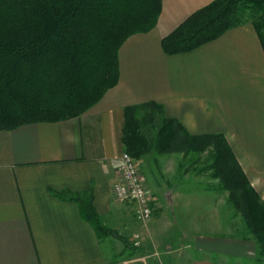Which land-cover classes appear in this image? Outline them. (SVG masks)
I'll return each instance as SVG.
<instances>
[{
	"label": "crops",
	"instance_id": "obj_1",
	"mask_svg": "<svg viewBox=\"0 0 264 264\" xmlns=\"http://www.w3.org/2000/svg\"><path fill=\"white\" fill-rule=\"evenodd\" d=\"M212 1L161 0L155 27L119 48L118 83L80 116L0 130V264H228L257 258L242 216L234 208L242 221L233 226L228 192L203 165L190 174L185 164L194 161L168 169L161 161L158 175L140 172L153 209L144 222L134 218L132 202L117 200L112 191L123 152L124 108L156 102L190 134H222L264 197V51L252 25L229 29L188 53L166 55L160 47L164 36ZM148 154L137 161L140 167ZM62 190H90L102 224L130 248L119 238L99 237L76 202L55 194ZM136 232L143 236L141 247L130 242Z\"/></svg>",
	"mask_w": 264,
	"mask_h": 264
},
{
	"label": "trees",
	"instance_id": "obj_2",
	"mask_svg": "<svg viewBox=\"0 0 264 264\" xmlns=\"http://www.w3.org/2000/svg\"><path fill=\"white\" fill-rule=\"evenodd\" d=\"M161 0H0V130L75 118L119 80L118 52L131 35L153 29ZM251 24L264 51V0H213L160 41L166 55L188 53L225 31ZM123 152L142 156L196 153L242 216L264 259V197L250 185L221 134H190L156 102L123 111ZM76 202L99 237H125L106 228L90 190L55 193ZM133 247V246H131Z\"/></svg>",
	"mask_w": 264,
	"mask_h": 264
},
{
	"label": "built area",
	"instance_id": "obj_3",
	"mask_svg": "<svg viewBox=\"0 0 264 264\" xmlns=\"http://www.w3.org/2000/svg\"><path fill=\"white\" fill-rule=\"evenodd\" d=\"M117 171L119 178L112 188L114 197L119 201L133 203L134 218L137 221L149 220L153 213L152 198L143 186L137 162L129 154L122 152L118 159ZM130 242L134 247H138L141 238L138 234H133Z\"/></svg>",
	"mask_w": 264,
	"mask_h": 264
},
{
	"label": "rangeland",
	"instance_id": "obj_4",
	"mask_svg": "<svg viewBox=\"0 0 264 264\" xmlns=\"http://www.w3.org/2000/svg\"><path fill=\"white\" fill-rule=\"evenodd\" d=\"M222 135V134H221ZM132 157V156H131ZM133 158V157H132ZM134 159V158H133ZM135 160V159H134ZM137 162V160H135ZM145 164L143 166L140 167V165H138V162H137V167H138V171H139V174L141 176V180H142V175L140 172H143L145 173L146 175L148 174V172H152L153 174L155 175H158L159 174V171H160V164H161V161H168L167 165H165V168H175V163L177 161H194L193 163H188V164H185V167H189V169H191V171H188L190 174H195L194 171L197 170V169H200L203 165V163L201 161H205L201 156H198V154L196 153H189L188 155L186 156H182L181 153H171V154H157L155 152H151L147 155L146 159H145ZM155 161V162H154ZM193 169V171H192ZM193 172V173H192ZM161 173H163V169L161 171ZM122 202V201H121ZM125 202V201H123ZM129 202V201H127ZM232 207V211H233V226L235 224H237V222L239 221H242L241 217L240 216H237L236 215V218H235V214L236 211L234 209V207L231 205ZM239 217V218H237ZM207 219V215L206 214H202L201 215V220H204L206 221ZM237 228H239L238 226H235L233 228V230H235ZM240 231L237 230V231H233V235L234 234H239ZM134 234H138L139 237L141 238V242H140V247L143 245V236L141 234V232H136ZM131 237L130 236V240H131ZM257 251H258V248L256 250V254H257ZM240 263H238L237 261H235V258H232L228 264H256V261L258 262V255H257V258L256 259H252V258H244V259H240Z\"/></svg>",
	"mask_w": 264,
	"mask_h": 264
}]
</instances>
